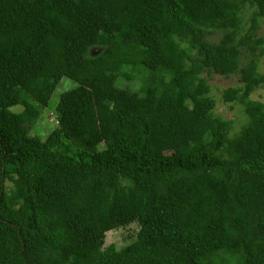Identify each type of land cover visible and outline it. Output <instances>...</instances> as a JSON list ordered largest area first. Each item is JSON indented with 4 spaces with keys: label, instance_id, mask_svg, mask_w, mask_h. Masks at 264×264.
Returning a JSON list of instances; mask_svg holds the SVG:
<instances>
[{
    "label": "trees",
    "instance_id": "trees-1",
    "mask_svg": "<svg viewBox=\"0 0 264 264\" xmlns=\"http://www.w3.org/2000/svg\"><path fill=\"white\" fill-rule=\"evenodd\" d=\"M261 30L264 0H0V264H264Z\"/></svg>",
    "mask_w": 264,
    "mask_h": 264
},
{
    "label": "rangeland",
    "instance_id": "rangeland-1",
    "mask_svg": "<svg viewBox=\"0 0 264 264\" xmlns=\"http://www.w3.org/2000/svg\"><path fill=\"white\" fill-rule=\"evenodd\" d=\"M264 35V30L259 31V36ZM260 70H264V57L260 60ZM206 80L211 88L210 95L215 99L216 105L214 113L217 116H220L224 119H234L236 120V130L239 128V122L237 121L241 115L239 107H234L230 109V105L224 104L220 101L221 92L230 87H236L238 85L237 78L234 76L231 77H220L217 75H211L209 77L205 76ZM120 89L126 90L129 95H132V92L135 91V84L131 81L122 80L120 82ZM76 84L71 80L62 79L58 84L56 91L53 93L49 106L40 111L39 118L30 125L28 128V135L33 138H39L45 140L47 135L55 128L56 118L54 114V109L58 103L59 97L61 94L73 90L76 88ZM255 101L264 103V88L255 91L251 97ZM22 110L21 106H15L11 108L13 113H18ZM137 226L131 225L125 229H118L111 231L105 236L104 247L109 245H115L116 248L120 249L129 243H131L135 237V232Z\"/></svg>",
    "mask_w": 264,
    "mask_h": 264
}]
</instances>
